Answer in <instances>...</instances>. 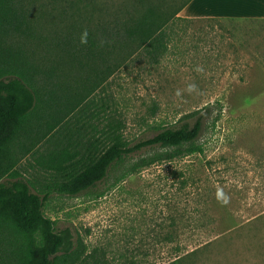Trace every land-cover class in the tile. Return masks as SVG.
Instances as JSON below:
<instances>
[{
  "label": "rangeland",
  "instance_id": "rangeland-1",
  "mask_svg": "<svg viewBox=\"0 0 264 264\" xmlns=\"http://www.w3.org/2000/svg\"><path fill=\"white\" fill-rule=\"evenodd\" d=\"M27 1L39 35L29 51L38 60L52 58L53 36L69 20L61 7L71 3L70 14L88 1ZM243 1L175 0L185 7L158 64L133 57L109 78L103 64L95 74L92 61L84 69L62 68L70 91L44 114L49 120L58 104H67L60 129L76 133L88 122L102 139L103 114L111 108L134 143L209 110L197 140L201 152L129 173L136 156L91 192L48 199L46 214L75 230L87 253L108 264H169L180 257L179 264H264V15L236 16ZM45 148L40 143L39 153ZM38 156L20 166L36 165ZM171 226L177 228L172 244L164 241Z\"/></svg>",
  "mask_w": 264,
  "mask_h": 264
},
{
  "label": "trees",
  "instance_id": "trees-1",
  "mask_svg": "<svg viewBox=\"0 0 264 264\" xmlns=\"http://www.w3.org/2000/svg\"><path fill=\"white\" fill-rule=\"evenodd\" d=\"M63 1L67 2L51 0V6ZM87 1L70 14L71 3L61 7L59 13L69 20L63 32L53 36L50 51H57L52 58L38 60L29 51L39 35L30 22L28 1L0 0V264H108L83 249L75 230L46 214L48 199L53 194L77 197L91 192L136 156L141 157L129 173L202 151L197 140L209 110L194 122L162 127L134 143L124 136L125 126L111 108L103 114L102 139L88 122L77 126L76 133L69 126L60 129L70 108L65 103L58 104V113L44 121L54 100L70 91L67 79H60L65 65L84 69L92 61L96 74L98 64H103L109 78L133 57L158 64L168 51L171 25L185 7L175 0H121L114 6L106 0ZM43 142L47 151L41 154L38 147ZM31 155H39L36 165L22 168ZM176 231L171 226L164 241L174 243ZM182 261L180 257L169 264Z\"/></svg>",
  "mask_w": 264,
  "mask_h": 264
},
{
  "label": "crops",
  "instance_id": "crops-1",
  "mask_svg": "<svg viewBox=\"0 0 264 264\" xmlns=\"http://www.w3.org/2000/svg\"><path fill=\"white\" fill-rule=\"evenodd\" d=\"M241 4L244 12L236 13L239 17H254L264 15V0L254 1V0H244ZM241 9V6H240Z\"/></svg>",
  "mask_w": 264,
  "mask_h": 264
},
{
  "label": "clouds",
  "instance_id": "clouds-1",
  "mask_svg": "<svg viewBox=\"0 0 264 264\" xmlns=\"http://www.w3.org/2000/svg\"><path fill=\"white\" fill-rule=\"evenodd\" d=\"M85 37H86V33H85ZM82 42L86 43V39L82 38Z\"/></svg>",
  "mask_w": 264,
  "mask_h": 264
}]
</instances>
